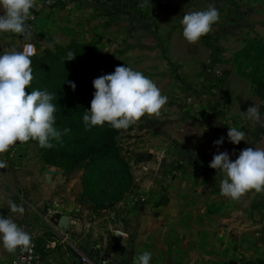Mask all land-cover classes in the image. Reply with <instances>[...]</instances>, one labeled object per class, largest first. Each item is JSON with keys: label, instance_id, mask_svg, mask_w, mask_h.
I'll list each match as a JSON object with an SVG mask.
<instances>
[{"label": "rangeland", "instance_id": "rangeland-1", "mask_svg": "<svg viewBox=\"0 0 264 264\" xmlns=\"http://www.w3.org/2000/svg\"><path fill=\"white\" fill-rule=\"evenodd\" d=\"M250 1L218 0L220 9L226 11L200 38L205 48L198 42L189 44L185 59L172 60L167 58L169 43L163 31L158 43L151 33H157L155 28L143 29L130 20L114 19L106 25L98 19L88 22L83 7L53 11V15L36 8L31 27L35 54L72 41H91L97 50L113 54L154 81L168 102L159 116L145 115L122 137L121 155L128 163L131 183L117 200H102L99 191L83 179L86 169L47 163L38 143L30 140L11 146L5 162L15 182V197L22 196L23 206L26 201H39L35 205L43 214L37 224L29 218L15 223L28 222L58 238L66 229L63 224L71 219L79 243L88 236L99 251L103 242L102 252L85 254L94 261L101 254L113 257L117 264L121 257L125 261L124 253L111 250L122 245L121 240L130 243L133 261L136 249L158 242L165 258L167 245L183 242V234L191 245L192 264L264 261V193L253 190L238 201L222 196L216 177L223 173L209 167L218 151H227L235 160L246 147L264 149V127L245 114L253 104L264 116V68L259 62H264V8L256 0L253 5L258 12L241 17L252 9ZM205 3L197 4L194 11L203 10ZM223 23L226 30L221 32ZM87 31L88 36L84 35ZM25 43L18 34L0 33V54L22 50ZM170 47L180 52L178 44ZM202 48L204 52L198 50ZM228 127L243 131L244 141L229 142ZM220 137H224L223 144L215 145ZM184 182L185 188L180 187ZM100 183L109 193L111 187L103 178L94 187ZM120 229H127L129 236L122 239ZM171 246L167 261L177 255Z\"/></svg>", "mask_w": 264, "mask_h": 264}, {"label": "clouds", "instance_id": "clouds-1", "mask_svg": "<svg viewBox=\"0 0 264 264\" xmlns=\"http://www.w3.org/2000/svg\"><path fill=\"white\" fill-rule=\"evenodd\" d=\"M144 7V4L139 5ZM36 0H0V33H14L26 41L23 50L12 49L0 54V153H5L15 143L37 141L41 148L51 149L56 143L62 144V136L71 130L63 131L55 127L56 105L52 103L54 94L45 90L26 92L33 80L31 54L34 53L33 32L27 21L31 10L36 8ZM219 20L215 5L207 9L186 11L181 20L182 35L189 44H194L208 34L212 25ZM75 53L69 51L65 60L71 61ZM75 91L76 84L67 81ZM95 92L90 110L85 111L83 122L86 130L95 126L109 124L116 130H127L145 115L159 116L161 109L168 102L150 78L142 72L125 65L115 67L110 74L101 75L93 80ZM249 120L264 127V116L256 105L245 111ZM227 137L232 144H239L245 139V133L236 127H228ZM224 137L214 141L222 145ZM195 156V153H193ZM7 167L0 160V168ZM209 167L216 169L222 176L216 177L219 191L233 201H238L250 191L264 193V149L246 147L231 160L227 151L217 152ZM10 215L0 216V247L14 253L19 247L27 250L31 237L19 227L11 214L23 215L25 208L13 201H8ZM152 253L142 252L133 264H150Z\"/></svg>", "mask_w": 264, "mask_h": 264}, {"label": "trees", "instance_id": "trees-1", "mask_svg": "<svg viewBox=\"0 0 264 264\" xmlns=\"http://www.w3.org/2000/svg\"><path fill=\"white\" fill-rule=\"evenodd\" d=\"M130 1L125 4L128 12L138 14ZM31 12L37 14L35 8ZM69 51L75 53V58L71 61L65 60ZM30 59L33 80L26 92L46 89L54 94L52 103L57 109L54 126L61 131L64 128L71 130L62 136V144L52 141L55 147L41 148L44 150L45 161L65 168L82 167L86 169L83 179L91 189L99 191L102 200L121 198L131 183L128 163L121 155V139L130 127L127 130H116L105 123L102 127L95 126L86 130L83 115L90 110L95 92L93 80L113 73L115 67L126 64L113 54L97 50L91 41H72L64 46L57 45L53 50L44 49L40 54L30 56ZM262 61L259 62L264 68ZM67 81L76 84L75 91ZM102 171L104 175L100 174ZM100 178L104 179V183L108 182L111 187L109 193H105L103 183L94 187ZM257 262L264 264V261Z\"/></svg>", "mask_w": 264, "mask_h": 264}, {"label": "crops", "instance_id": "crops-1", "mask_svg": "<svg viewBox=\"0 0 264 264\" xmlns=\"http://www.w3.org/2000/svg\"><path fill=\"white\" fill-rule=\"evenodd\" d=\"M129 0H121L120 2L114 1V0H99L93 2V0H85L84 2L81 0H54L53 3H46L47 0H36V5H40L41 8L44 9V11H47L48 13H51L53 15V11H58V13H64V12H72V10H76L77 8L83 7L85 9V13L87 14L88 22L89 20H99L101 23L106 24L110 23V20L117 19L120 22L130 20L132 23H137L138 26L142 27L143 29H154L157 30V33L155 34L151 32L153 35H155V40L157 42H161V35L162 31L165 34L164 40L168 41L169 47L167 48L166 52H169L167 54V58L169 59H185L188 55L187 52V46L189 43L185 40V38L182 35V26L180 23V20L183 16V14L186 11L189 10H196L197 4L201 6V2H206L204 5L203 10L207 9L209 5H215L219 12V19L223 17V14L225 11L221 10L220 2L218 3V0H131L134 4V7L136 9V12L138 14L129 13L126 8V3L128 4ZM130 1V2H131ZM259 4L263 6L264 8V0H258ZM254 1H250V7L249 10L242 13L241 17H246L249 13H257V8L255 5H253ZM261 2V3H260ZM87 4V5H83ZM144 4V7H140L139 5ZM98 5H101L103 7H99ZM56 6V7H55ZM207 6V7H206ZM99 13V14H98ZM2 14V12H0ZM106 14V15H104ZM110 14V15H109ZM102 15V16H101ZM109 15V16H108ZM118 17H117V16ZM108 16V17H107ZM237 20V19H236ZM235 19L234 21L237 22ZM90 24V23H89ZM226 26L221 24L219 26L221 32L223 30H226ZM168 29V30H167ZM147 34V33H146ZM86 36L90 35L89 32H85ZM163 43V42H162ZM198 43H201L200 39ZM179 45L180 52L176 53L172 50L170 47L171 45ZM200 47L205 48V44L199 45ZM170 48V50H169ZM198 49L200 52L204 49ZM191 51V49H189ZM204 52V51H203ZM182 54V55H181ZM190 57L192 55L190 54ZM8 155V151L5 153H0V160L6 161V157ZM177 155V153H176ZM7 167L0 168V216L8 217L10 215V209L8 205V201H13L16 204L20 205L19 197L17 194L18 199L15 197L16 190H15V182L11 178L10 172L7 170ZM19 180V179H18ZM170 185V184H169ZM169 188H172L169 186ZM185 182L180 186L185 188ZM173 187L176 189V183L173 185ZM169 196V195H168ZM163 198L166 197L163 196ZM168 201V199H167ZM19 202V203H18ZM33 203V205H32ZM29 204L26 201L27 206H24L25 212L23 215L20 214H11L14 221L17 223L25 220L26 218L33 219V221L37 224V222L42 219V210L39 206L35 204H39L40 202H33ZM162 206V205H159ZM161 208V207H159ZM40 209V210H39ZM175 218L180 219V215L175 213ZM70 218V216H68ZM68 217H64L65 219ZM65 219H62L61 221H64ZM27 220V219H26ZM18 225V224H17ZM66 229H62V234L65 237V242H63L60 245H57L56 248L52 250H45L42 246V243L50 238L48 236V232H46L47 229H43L41 227H37L38 231V247H37V253H36V264H83L79 259V254H88L93 255V252L98 253L99 251L102 252V246L104 245L101 241L99 244L101 245L100 250L98 251V245H92L90 242V237H86V239L78 242L77 238L75 237L72 228H71V219L68 220V223L63 224ZM68 225V226H67ZM120 234L122 236V239L125 237H128V231L127 229H120ZM186 235L183 234V242L172 245H167V254L165 255V258L161 256L162 247L160 246L161 243L158 242V244L154 243L149 245H144L142 248L136 249L137 246L134 247V250L136 251L137 257L144 251H149L152 253V259L150 261V264H192L191 263V245L187 241H185ZM130 240L129 238H127ZM122 246H124V255H125V261H123L122 257L119 260V264H128L129 261H133V252L131 251L130 243L126 244L123 240H121ZM94 243V242H93ZM165 244H162V246ZM166 246V245H165ZM175 248V252L177 255L174 257L173 260H168L166 258L169 257V254L171 252V248ZM113 247H111V250L113 251ZM170 249V250H169ZM140 251V254H139ZM115 252V251H113ZM16 251L14 253H9L7 250L0 247V262H9L12 257L15 255ZM118 253V252H117ZM119 253V254H123ZM191 253V254H190ZM157 255V257H156ZM127 257V258H126ZM111 259V260H110ZM95 261L99 264H112L116 263L117 261L113 259V257H107V255L103 256V254L98 255L95 258ZM168 262V263H167Z\"/></svg>", "mask_w": 264, "mask_h": 264}, {"label": "built area", "instance_id": "built-area-1", "mask_svg": "<svg viewBox=\"0 0 264 264\" xmlns=\"http://www.w3.org/2000/svg\"><path fill=\"white\" fill-rule=\"evenodd\" d=\"M36 8H41V6L38 5ZM31 13H32L31 17L27 21V23L32 27L35 20H36V14L34 12H31ZM24 45L22 46V50L24 48ZM33 46H34V44H33ZM34 54H35V46H34V53L31 54V56H33ZM142 200H144V197H142ZM19 201H20V204L24 201L22 196H19ZM18 226L21 227L27 233H29V235L31 237V243H30L27 250H22L21 248L18 247L16 249L15 255L12 257V259L9 262H5V263L0 262V264H36L35 258H36L37 247H38V238H39L38 232L28 222H21ZM59 235H60V237L58 236V238L50 237V238L46 239L42 243L43 248L47 251L52 250V249L56 248L57 245H60L63 242H65L66 239H65L64 235H61V233ZM79 259L83 264H99L96 261L90 259L88 256H86L82 253L79 254Z\"/></svg>", "mask_w": 264, "mask_h": 264}, {"label": "water", "instance_id": "water-1", "mask_svg": "<svg viewBox=\"0 0 264 264\" xmlns=\"http://www.w3.org/2000/svg\"><path fill=\"white\" fill-rule=\"evenodd\" d=\"M113 251L118 252V253H123L124 246L118 245V246H116V247L113 248Z\"/></svg>", "mask_w": 264, "mask_h": 264}]
</instances>
